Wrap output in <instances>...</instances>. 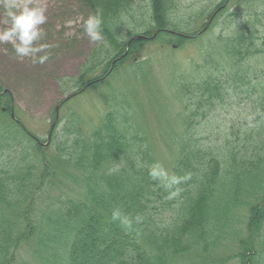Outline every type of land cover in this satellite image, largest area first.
Listing matches in <instances>:
<instances>
[{
	"label": "trees",
	"instance_id": "trees-1",
	"mask_svg": "<svg viewBox=\"0 0 264 264\" xmlns=\"http://www.w3.org/2000/svg\"><path fill=\"white\" fill-rule=\"evenodd\" d=\"M225 1L222 0L213 11L215 13L220 10L208 31L199 32L200 29L194 32L193 35L197 34L195 38L213 30L215 21L226 8ZM80 2L88 8L89 14L97 8L102 9L103 40L88 59L90 64L103 65L100 78L110 76L123 66L128 57L141 50L143 38L135 36L134 39L136 34L133 25L137 21L135 17L139 19L142 16L140 11H146L147 8L149 19L139 22L141 27L147 29L143 35L153 36L157 33V38L166 37L181 43L187 41L184 36L187 34L183 32L185 22L179 18L183 7L178 0H147L146 5L136 0ZM260 7L262 5L257 4L246 12L245 22L239 26L232 21L225 25L222 29L227 34L221 31L213 44L210 41L209 47L201 49L207 52L203 54H207L206 67L210 71L215 68L210 66L208 57L216 48L222 51L226 58L222 63L224 76L220 78L217 74L214 76L213 72L206 73L203 77L194 78V81L183 83L180 89L184 93L186 88L197 81L193 89L195 94L191 98L193 106L198 109L223 100L225 97L222 92L226 95V89H233L237 95L240 92L245 94L249 99L246 111L253 119L249 127L237 137L240 145L230 147L229 140L227 145L211 148L202 142L205 138L194 137L196 134L193 133L190 140L186 139L185 143L177 146L172 166L169 171L164 170L168 175L152 178L149 169L156 165V160L150 149L144 145L136 149L126 147L121 139L123 133L114 129L116 125L108 117L89 136V140L76 141L74 147L77 150L64 161L75 166L80 173L74 184L82 190V195L54 201L58 213L46 211L43 216L46 226L38 225L36 231H24L26 234L13 229L27 223L28 217L22 216L23 212L4 219L0 217V264L13 263L17 250L25 240L32 237V233L38 241L39 246L34 252L38 258L43 259L41 264H47L42 255L56 261V264H180L182 260H190V255L193 258L195 253L203 255L195 258L200 259L202 264H225L213 256V250L224 234L223 227L239 224L237 214L240 212L244 218L245 228L242 230L246 235L238 242L239 253L236 257L240 264H262L264 250L254 245V239L261 234L259 230L264 219V197L260 202L262 205L255 206L252 205L254 202L245 204L242 201V198L252 200L250 198L259 199L264 195V64L256 65V61L252 62L255 56L264 57V30L256 25V19L264 16ZM213 13L208 15L209 18ZM93 70V67L85 69L66 83L74 82L70 89H81L91 81L85 82V76ZM225 78L228 80L225 81ZM226 99L220 105H225ZM191 117L187 116L183 122L188 125L187 121ZM194 119L192 117L190 120ZM180 136L186 138L187 133ZM130 140L134 142L135 137L132 136ZM27 174L25 178L30 180L32 174ZM173 175H190V179L168 187ZM0 178L1 209L14 207L15 204L10 205L9 202L10 198L21 197L17 187L14 189L16 194L7 199L5 192L10 184H24L25 178L16 183L6 179L3 173H0ZM177 190L178 194L171 196ZM30 193L24 195L21 203L16 205L26 207ZM244 209H247V213ZM114 211H118L121 218L127 217L131 222L130 227L122 224L121 219L113 220ZM78 214L85 215L82 224L72 230L66 243L61 242L63 235L60 229L67 223L62 216L74 217ZM7 222L12 224L8 225ZM52 224L57 227V232H52V229L49 232ZM38 231L39 235L36 236ZM62 244L64 248H60ZM54 249L55 252L52 251Z\"/></svg>",
	"mask_w": 264,
	"mask_h": 264
},
{
	"label": "rangeland",
	"instance_id": "rangeland-1",
	"mask_svg": "<svg viewBox=\"0 0 264 264\" xmlns=\"http://www.w3.org/2000/svg\"><path fill=\"white\" fill-rule=\"evenodd\" d=\"M136 1L147 4V0ZM221 1L178 0L183 7L179 15L185 22L183 32L193 35L202 29L208 22V15L216 10ZM46 3L45 15L48 19L41 25L46 37L40 42L55 45L51 49L52 57L48 62L34 65L27 58L23 60L14 58L11 45H0V173H3V176L6 174V179L9 181L11 179L13 183L20 182L28 175L27 172L32 174L30 180L25 178L24 184H19L20 186L10 184L7 187L6 199L16 194L14 190L16 187L17 193L21 195L14 199L10 198L9 204H15L14 207L9 206L5 210L1 209L2 204L0 205L2 219L9 215L13 216L14 213L18 215V212H23L22 216L28 217L23 227H13L15 231L31 232L36 231L38 225L46 226L43 217L46 211L57 213L59 211L54 201L82 195V190L74 184L80 173L76 171L75 166L64 161L77 150L74 147L76 141L89 140V136L100 128L108 117H111L112 123L116 125L114 129L123 133L121 139L126 147L136 149L144 145L150 149L156 160L155 164L161 165L166 171H169L173 164L177 146L185 143L186 139L190 140L193 133L196 134L194 137L205 138L202 142L211 148L227 145L229 140L230 147L241 144L237 137L247 126L249 127L248 124L253 119L246 111L249 99L245 94L240 92L237 95L233 89H226L228 91L226 95L222 92V96L227 98L225 105H220L224 98L217 104L202 106L200 110L193 106L191 98V95L195 94L193 89L197 81L186 88L184 93L180 89L183 83L203 77L206 73L213 72L214 76L217 74L220 78L224 76L222 63L226 58L222 51L218 52L216 48L208 57L211 61L210 66L215 68L214 71H210L207 69V54L204 55L205 51L201 49L209 47L210 41L213 44L216 36L223 31L222 28L231 21L237 26L244 23L245 13L255 5L261 4L260 8L264 11V1L226 0L224 3L226 8L215 21L213 30L198 39L186 38L187 41L184 40L183 43L166 37L157 38L156 35L139 36L147 30L141 27L139 22L148 20L150 15L148 8L146 11H140L142 16L139 19L135 17L137 21L136 25H133V31L136 35L133 37L143 38L141 50L128 57L123 66L117 68L110 76L65 100L49 141L56 106L70 93L80 90L70 89L74 82L67 84L68 79L77 77L90 67L96 72L88 73L85 82L99 78L102 76L103 65L90 64L88 60L90 53L100 43L90 42L80 26L81 17L86 19L89 15L88 8L80 0H46ZM0 19H4L2 8ZM256 20V25H260L263 31L264 16ZM67 21H72V24L67 25ZM2 27L4 25L0 23V28ZM223 33L227 34L226 31ZM255 61L256 65L264 64V57L255 56L252 62ZM226 80L228 79L225 78ZM186 91L190 93H185ZM11 108L14 110L15 118L11 116ZM187 116L195 118L188 119V125L183 122ZM199 116L205 117L198 119ZM183 133H187L186 138H181L180 135ZM132 136L135 140L131 143ZM29 191H31L29 204L26 207L24 205L18 207L20 204L16 203H21L23 196L29 194ZM263 197L264 195L259 199L250 198L252 200L242 198V201L245 204L254 202L252 205H262L260 202ZM244 211L247 213V209ZM84 216L82 214L74 217L62 216L67 223L60 229L63 235L61 242L66 243L72 230H76L82 224ZM237 219L238 225L223 227L224 234L218 241L217 248L213 250V256L225 264H240L239 258L236 257L239 253L238 242L246 235L242 230L244 227L242 212L237 214ZM51 229L52 232H57V227L53 224L49 232ZM259 231L261 234L254 239V245L257 244L264 250V219L260 223ZM38 235L39 231L36 233V236ZM31 236L17 250L16 259L11 264L23 262L41 264V260L43 262V259L38 258L34 252L39 246L37 238L33 237V233ZM60 248H64V244ZM42 256L47 264H56V261ZM202 256L195 253L193 258L190 255V260H182L180 264H202L200 259H195Z\"/></svg>",
	"mask_w": 264,
	"mask_h": 264
},
{
	"label": "clouds",
	"instance_id": "clouds-1",
	"mask_svg": "<svg viewBox=\"0 0 264 264\" xmlns=\"http://www.w3.org/2000/svg\"><path fill=\"white\" fill-rule=\"evenodd\" d=\"M0 8L3 9L4 19H0V23L4 27L0 28V45H11L14 58L29 59L32 64L43 65L52 57L51 49L55 47L53 44L41 43L46 37V32L41 27L47 22L48 17L45 15L47 11L46 0H0ZM102 9L97 8L94 13L87 16L86 19L81 17V28L83 34L89 38L90 42H101L103 40ZM67 25H71L72 21H67ZM149 175L152 178L164 175L167 176L161 165L156 164L150 167ZM190 179V175L177 177L173 175L170 178L168 187L178 185L182 181ZM177 192H172L171 196H175ZM112 219H121V223L125 226L131 225L127 217L121 218L118 211H114Z\"/></svg>",
	"mask_w": 264,
	"mask_h": 264
},
{
	"label": "water",
	"instance_id": "water-1",
	"mask_svg": "<svg viewBox=\"0 0 264 264\" xmlns=\"http://www.w3.org/2000/svg\"><path fill=\"white\" fill-rule=\"evenodd\" d=\"M211 22V21H210ZM209 22V23H210ZM74 94H71V95H69L65 100H67V99H69L70 97H72ZM61 105V104H60ZM59 105V106H60ZM59 106L57 107V114H56V118H58V109H59Z\"/></svg>",
	"mask_w": 264,
	"mask_h": 264
}]
</instances>
